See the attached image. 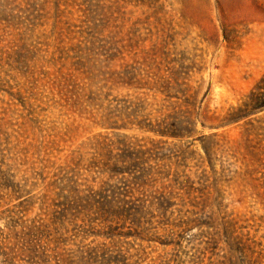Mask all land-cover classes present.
Here are the masks:
<instances>
[{"label":"rangeland","instance_id":"obj_1","mask_svg":"<svg viewBox=\"0 0 264 264\" xmlns=\"http://www.w3.org/2000/svg\"><path fill=\"white\" fill-rule=\"evenodd\" d=\"M0 264H264V0H0Z\"/></svg>","mask_w":264,"mask_h":264},{"label":"trees","instance_id":"obj_2","mask_svg":"<svg viewBox=\"0 0 264 264\" xmlns=\"http://www.w3.org/2000/svg\"><path fill=\"white\" fill-rule=\"evenodd\" d=\"M156 133H159L162 135V131L160 130H154ZM115 149H118V146H115ZM147 151V150H146ZM145 150H126L125 152H122L118 154V158H116V162L123 161L124 159H128L130 167H134L138 163V160L140 159L139 154L144 153ZM97 155L101 158V162L94 163L90 162L87 166H93L96 167V164H100V169L108 174L109 177H113L117 173H120L121 170L116 166V163L114 161L115 155L113 154V149L111 146H101L100 151L97 152ZM107 193L114 194V187L106 184L99 187L97 190H89L85 196L87 199H85L86 202L92 201L93 204H98L99 206L104 205L107 202L112 201L111 195H108ZM111 200V201H110Z\"/></svg>","mask_w":264,"mask_h":264}]
</instances>
